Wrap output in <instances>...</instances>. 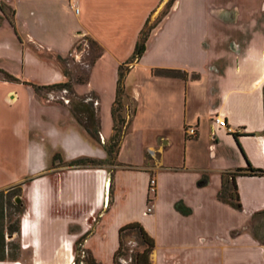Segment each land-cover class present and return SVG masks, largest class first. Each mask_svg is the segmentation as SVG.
<instances>
[{"label":"crops","instance_id":"obj_1","mask_svg":"<svg viewBox=\"0 0 264 264\" xmlns=\"http://www.w3.org/2000/svg\"><path fill=\"white\" fill-rule=\"evenodd\" d=\"M163 1L0 0V70L18 80L0 79V191L21 186L28 204L27 220L20 219L16 235L22 241L37 232L41 207L52 197L62 202L68 189L74 196L69 202L79 199L94 209L107 195L111 200L84 240L99 264H112L117 230L131 222L153 241L150 264H206L207 258L219 259L220 251L224 264H264V244L252 235L254 219L263 217L264 176L234 177L239 209L216 197L222 173L244 172L246 162L264 170V23L230 18V8L208 9L203 1L208 18H177L170 24L166 11L141 57L124 72L120 102L129 99L133 107L112 175L101 167L79 169L60 180L61 162L107 157L103 145L112 134L117 67L128 60L146 19ZM84 37L101 52L82 84L90 89L86 95L80 97V85L73 86L75 99L90 95L83 101L88 106L83 125L71 105L43 100L31 86L65 82L57 57L73 58ZM103 64L112 74L110 83L93 87L90 79ZM156 69L179 71L184 79L155 75ZM26 71L36 72L37 80L28 83ZM102 116L110 119L109 133L102 132ZM215 116L224 120L223 127L213 122ZM188 127L195 131L192 137L184 133ZM202 176L206 183L198 186ZM78 181L86 193L80 198ZM178 202L185 214L174 208ZM147 205L151 211L144 215Z\"/></svg>","mask_w":264,"mask_h":264},{"label":"rangeland","instance_id":"obj_2","mask_svg":"<svg viewBox=\"0 0 264 264\" xmlns=\"http://www.w3.org/2000/svg\"><path fill=\"white\" fill-rule=\"evenodd\" d=\"M203 1L207 2L208 9L212 7L220 8L221 10L224 9H232L233 12L227 14L230 16V18H233L234 15L237 17V20H248L249 18H254L257 20V22L264 23V0H178L177 3L174 4L172 8V2L170 8L168 9V24L173 23L175 19L177 18H206L209 17L207 9L204 10ZM165 2L167 0H164L158 7V9L152 14L151 18L148 20V24L146 27H150L152 25H155L156 22L160 21L159 19L162 18L163 13L167 9L165 6ZM169 2V0H168ZM227 11H224L226 13ZM222 25H216L218 32H223L221 30ZM236 34L237 32H233ZM87 46L86 41L83 39H80L78 42H76V45L74 46L73 54L75 53L77 58H79V62L72 63L69 61V57L67 56V63H66V70L68 72V77L66 78V81H69L71 83L72 87V93L68 96V91L66 90H40L39 94L41 99L50 101V102H58L60 104H66L69 108V105H71V110L74 112V114L77 116V119L81 124L84 125V121L86 118V111L85 108L88 109V106L85 105L83 102L84 100L90 101V95L88 96V99L86 98H74V90L73 86L79 84L80 86H77V94H80V97H83L86 95V92L90 89L86 88L85 85H82L84 83H76V79L86 78V66L84 60H82L85 57L84 52H86ZM82 65V66H81ZM25 77L28 83L30 81H36L38 74L36 72L32 71H26ZM110 72L108 71V67H105V64H103L97 72L94 73V77L91 78L90 83L94 87L95 85H98V83H104L109 84L110 78H111ZM93 82V83H92ZM34 83V82H32ZM83 95V96H81ZM77 98V97H76ZM71 102L69 104L68 102ZM71 100V101H69ZM80 100V101H79ZM102 108L104 112V103L106 102V97L102 96ZM77 102L74 106V102ZM94 104V102H93ZM121 108L118 112V115L121 118L124 119L122 131H126V121L128 117L131 114L132 110V102L129 99H122L121 102ZM97 105V103L95 104ZM123 106V107H122ZM124 106L127 107L125 110ZM127 114V115H126ZM128 116V117H127ZM78 122V123H79ZM101 129L103 133H109L110 130V119L107 116L101 117ZM119 127V125H118ZM108 142L105 143L107 145ZM114 148L112 150L111 156L107 159L105 158V163L101 165V168L106 169L108 171L107 177L109 178V175H112V171L114 170V166L116 165L114 163ZM112 158V159H111ZM111 163V164H109ZM60 171L62 172L60 174V180L62 182V178L68 179L70 172L68 171H74L79 169H98V167L95 168H89V167H77V166H68V163L61 162L59 164ZM64 167V168H63ZM110 171V172H109ZM110 173V174H109ZM62 185V184H61ZM63 187V186H62ZM66 189L67 187L64 186ZM80 187V188H79ZM78 188V194L77 198H80L81 196H84L85 193V187L83 184H77ZM12 191V197L10 199L11 204H13L16 208H18L19 213L16 215H12V221L14 220L18 229L20 225V219H25L28 217V215L25 213L27 209V202L25 200V195L23 194L22 187L19 186V188L13 187ZM4 193L6 192L3 190ZM67 192L62 194V197H64V200L62 202H58L49 200L48 207L42 208L39 211L40 216H38L40 225L38 227V231L32 234V236L27 237V239L20 241L21 236L13 234L12 235V242L15 245V249H12L11 254L13 256V259H5L3 262L8 261L11 264H89L90 259L93 258L90 251L85 248L84 240L89 237L95 226L99 223L100 217L102 212L104 211L103 206L105 205L106 208H108L111 204V200L107 199V203L104 202L102 207L94 209L93 206H90L87 202L84 204L79 199H76V201L69 202L70 198H74L72 193H69L68 189ZM86 196V195H85ZM14 197L20 198V205L16 204L13 201ZM108 197V195H107ZM50 198V196H49ZM62 199V198H61ZM37 217V216H36ZM255 226L254 227V233L253 238L258 241L260 244H264V216L261 218H255L254 219ZM258 225V226H257ZM237 234V233H236ZM84 235V236H83ZM231 236L234 235V233L230 234ZM83 236V240L79 241V243H76V240ZM213 238V236H211ZM32 238V239H31ZM9 238L6 239L5 242H9ZM227 242L228 238H224L223 240L218 238L216 241L219 242ZM29 244H35L36 248L31 247ZM144 249V245H142L136 231L130 230L126 231L121 239V245L118 250V252L112 256V264H136L134 261V257L136 254L141 252ZM215 250V249H214ZM217 252V251H216ZM219 253V259L217 257L207 258L208 261H206V264H224L223 259V251H220ZM114 254V253H113ZM260 255V254H259ZM114 257V258H113ZM149 258V256H148ZM94 259V258H93ZM3 262H0V264H3ZM95 264H99L94 260ZM5 264V263H4ZM138 264H140L138 262Z\"/></svg>","mask_w":264,"mask_h":264},{"label":"trees","instance_id":"obj_3","mask_svg":"<svg viewBox=\"0 0 264 264\" xmlns=\"http://www.w3.org/2000/svg\"><path fill=\"white\" fill-rule=\"evenodd\" d=\"M173 1L174 0H169V2L167 1V3L165 4L167 9L163 13V15L170 8ZM0 11H4V7L1 3H0ZM148 20H149V18L146 19L144 25L142 26L141 30L138 33V37H137V40L135 42V45H134V48H133V51H132L130 57L128 58L127 61L118 65V67H117L115 98H114L113 104H112L111 109H110V116H111V120H112V134L108 140V144L103 145V149H104L106 156L108 158H109V156H111L112 150L114 148L115 150H114L112 157H114V159H115V155H116L117 150H118L119 142H120L121 138L123 137V135L125 134V131H122L124 119L118 115V112L121 108L120 98H121V95L123 93L122 80H123L124 72L128 68L129 64L137 61L141 57L142 53L144 52V43H145L150 31L159 22V21L156 22L155 25H152L150 27H146L148 24ZM83 40L86 41L87 49H86V52H84L85 57L82 60H84V62H85L86 73H87L89 71L90 67L92 66L93 62L95 61V59L100 54L101 50H100L99 46L94 41H92L88 38H85V37L83 38ZM68 57H69L68 58L69 61L74 63L73 58L71 56H68ZM57 60H58L60 66L62 68L63 75L65 77H68V72L66 70V63L68 62L67 59L66 58L62 59L60 57H57ZM153 73L155 75H160V76L177 77V78L184 79V74L179 72V71H175V70L156 69V70H153ZM0 79L3 81H7V82H17L18 81L13 76H11L10 74H8L2 70H0ZM85 81H86V78L84 80L81 78L76 79V83H84ZM31 87H32L34 93L38 96H40V94H39L40 90H48V91L66 90L69 93L68 96L72 93V87H71V83L69 81H65L63 83H58V84H53V85H48V86H33L32 85ZM262 94H263V116H264V85L262 88ZM67 102H68V100H67ZM118 125H119V127H118ZM263 135H264V130H263ZM233 136H236V134H233ZM107 157H106V159H107ZM55 159H56V157L53 158V160H55ZM104 163H105V159L104 160H96V159H90V158H78V159L71 160L70 162H68V166H74V167L77 166V167H81V168H83V167H89V168L98 167V168H100L101 165H103ZM109 164H111V163H109ZM236 175L264 176V170L254 169L248 164V162H246V167H245L244 172H241V170H237L236 172H233V173H222L221 174V189L217 193L216 197L218 200L228 204L233 209H239L238 197H237V194L235 192V185H234V180H233ZM229 182H230V185H228ZM205 183H206V176H202L197 181L196 184L198 186H202ZM110 189H111V178H110V183H109V190ZM13 190L14 189H8V190H6L5 193H4V191H0V261H3L5 259H13L11 251H12V249H15V245L13 244L11 237L13 234H16L18 232V227H17L15 221L14 220L12 221V215H14V214L16 215L17 213H19V210L10 202ZM148 202H150L149 197L146 198V203H148ZM174 208L182 214H185L187 212L182 208V206L179 202L174 204ZM259 215L264 216V211L260 212ZM19 230H20V225H19ZM130 230L136 231L142 245H144V249L135 255V257H134L135 263L138 264V262H139L140 264H150V262L148 260V256H149V253L153 247V241L148 236V234L143 230V228L136 222H131V223L125 224V225L118 228V230H117L118 245H117L116 250L114 251L113 256L118 252V250L120 248L121 239H122L123 234L126 231H130ZM6 236L9 237V239H10L9 242H5ZM83 236H80L76 240V243H79V241H82L84 239ZM89 261H90L89 264H95L93 258H91Z\"/></svg>","mask_w":264,"mask_h":264},{"label":"built area","instance_id":"obj_4","mask_svg":"<svg viewBox=\"0 0 264 264\" xmlns=\"http://www.w3.org/2000/svg\"><path fill=\"white\" fill-rule=\"evenodd\" d=\"M77 11H78L77 8L73 9L74 13H77ZM77 57H79V56H77L74 53L73 54V59H75L76 62H79V58H77ZM66 102H67V100H66ZM212 120L217 126H220V127L224 126V120L223 119H219L218 117L215 116V117H213ZM184 133H185L186 136L192 137L194 135L195 131H194L193 128L188 127V128L185 129ZM153 186H154V180L153 179H149V181H148V192H149V194L153 193V191H154L153 190L154 189ZM150 211H151V208H150L149 205H147L142 213L145 215V214H148Z\"/></svg>","mask_w":264,"mask_h":264},{"label":"bare ground","instance_id":"obj_5","mask_svg":"<svg viewBox=\"0 0 264 264\" xmlns=\"http://www.w3.org/2000/svg\"><path fill=\"white\" fill-rule=\"evenodd\" d=\"M105 191L107 192L108 191V187H109V182H108V180H106L105 181ZM104 202H106L107 203V196L104 198Z\"/></svg>","mask_w":264,"mask_h":264},{"label":"water","instance_id":"obj_6","mask_svg":"<svg viewBox=\"0 0 264 264\" xmlns=\"http://www.w3.org/2000/svg\"><path fill=\"white\" fill-rule=\"evenodd\" d=\"M13 201H14L16 204L20 205V198H19V197H14V198H13ZM6 238H9V237L6 236Z\"/></svg>","mask_w":264,"mask_h":264}]
</instances>
